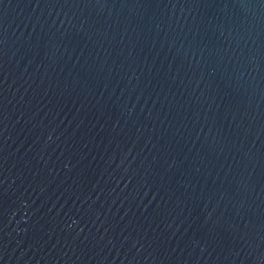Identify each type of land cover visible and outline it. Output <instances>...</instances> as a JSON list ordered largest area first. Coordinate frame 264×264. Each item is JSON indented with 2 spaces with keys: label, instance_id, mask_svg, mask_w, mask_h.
Returning <instances> with one entry per match:
<instances>
[{
  "label": "water",
  "instance_id": "95a60500",
  "mask_svg": "<svg viewBox=\"0 0 264 264\" xmlns=\"http://www.w3.org/2000/svg\"><path fill=\"white\" fill-rule=\"evenodd\" d=\"M0 264H264V0H0Z\"/></svg>",
  "mask_w": 264,
  "mask_h": 264
}]
</instances>
